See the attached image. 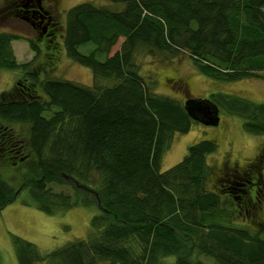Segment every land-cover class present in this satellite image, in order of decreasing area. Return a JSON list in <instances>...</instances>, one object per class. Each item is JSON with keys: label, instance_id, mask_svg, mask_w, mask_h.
<instances>
[{"label": "trees", "instance_id": "trees-1", "mask_svg": "<svg viewBox=\"0 0 264 264\" xmlns=\"http://www.w3.org/2000/svg\"><path fill=\"white\" fill-rule=\"evenodd\" d=\"M5 10L1 19L16 16ZM65 23L52 54L42 53L39 38L0 32V71L20 75L0 93V163L29 161L30 174L15 192L0 177V213L18 200L49 216L75 207L98 213L86 238L47 253L12 236L18 264H264L263 233L204 223L220 197L231 198L219 194L222 175L208 163L213 141L196 140L161 170L173 136L197 121L186 99L155 90L156 71L131 63L141 44L147 57L152 48L184 53L209 80L264 82V0H88ZM16 41L29 45L31 61L17 62ZM62 57L116 83L95 90L47 75ZM204 101L240 119L248 135L264 136L263 102L223 92Z\"/></svg>", "mask_w": 264, "mask_h": 264}, {"label": "rangeland", "instance_id": "rangeland-1", "mask_svg": "<svg viewBox=\"0 0 264 264\" xmlns=\"http://www.w3.org/2000/svg\"><path fill=\"white\" fill-rule=\"evenodd\" d=\"M84 2H88V0H58L54 17L59 23L57 29L60 32L58 34L57 30L55 37L50 38V41L37 39L36 32L31 29V26L18 17L0 19V32L5 30L33 41L41 40L39 43H41L42 53L52 54L53 48L57 47L55 43H62L61 36L66 35L69 31L65 23L67 11ZM4 5L5 0H0V11L5 8ZM45 41H48V46L44 45ZM119 43L114 50L118 49ZM13 49L17 62L20 64L29 62L33 58L29 45L24 41L14 42ZM59 49L64 50L61 45ZM151 52V57L143 55V53L148 54V50L145 45L140 44L131 63H134L144 73L156 71L159 74L158 76L154 75L156 79L155 90L161 95L173 96L184 102L188 97L204 100L209 98L211 93L223 92L235 94L249 101L264 103V82L262 81H241L233 84L216 82L199 75L182 52L177 50L164 51L158 48H152ZM62 54L64 55V51ZM38 59L41 60L42 58L39 57ZM57 63L59 64L54 70L47 71V75L78 82L95 90H102L108 86H114L116 83L114 79H107L71 64L64 57ZM18 75V72L0 71V93L10 91L13 86L12 80ZM179 87L181 88L180 91L177 90ZM219 119V124L216 127H207L198 122H193L189 133L174 135L163 158L161 170L165 171L181 161L187 152V148L201 138L213 141L217 146L215 154L208 159V163L218 176L222 175L219 178L221 182L216 185L219 190H221L224 181L229 178L225 174L228 169L241 170L258 159L251 167L257 166L260 156H264V136L253 137L248 135L243 130L240 119L228 117L223 113L219 114ZM169 157L174 159L167 161ZM28 166L29 161L7 167H3L0 163V177L14 192L19 191L21 185L30 178ZM259 166H261V172L264 174V160ZM230 175L238 176L234 173H230ZM229 183L233 185L232 181ZM60 189L61 187H53L56 192ZM219 194L227 195L228 193L223 191ZM234 202L232 198L220 197V207L212 212L213 216H206L204 223L243 230L253 231L255 229L257 232L263 233L261 238L264 239V196L254 214H257L256 218H253L254 215H252L254 211L252 216L243 210L239 212L237 204ZM97 213L95 206L89 209L75 207L65 213L49 216L21 204L18 200L4 208L0 213V264H18L12 236L20 237L36 245L40 251L47 253L69 241L86 238L90 232L91 219Z\"/></svg>", "mask_w": 264, "mask_h": 264}, {"label": "flooded vegetation", "instance_id": "flooded-vegetation-1", "mask_svg": "<svg viewBox=\"0 0 264 264\" xmlns=\"http://www.w3.org/2000/svg\"><path fill=\"white\" fill-rule=\"evenodd\" d=\"M49 3H53L56 9L57 0H14L9 3L8 7H5V11H7L6 14L25 16L23 20L31 26L32 30L35 29L37 38L50 40V38L55 37L58 23L54 17L55 10L51 11ZM230 173H234L239 177L230 175ZM225 174L229 178L221 185V190L226 191L227 196H230L236 202L239 212L243 210L246 214L251 215L254 211L252 214L254 215L264 196V174L258 166L246 167L237 171L228 169ZM230 181L234 186L229 183ZM256 216L257 214L253 218H256Z\"/></svg>", "mask_w": 264, "mask_h": 264}, {"label": "water", "instance_id": "water-1", "mask_svg": "<svg viewBox=\"0 0 264 264\" xmlns=\"http://www.w3.org/2000/svg\"><path fill=\"white\" fill-rule=\"evenodd\" d=\"M184 109L190 119L204 126L216 127L219 124L218 110L207 101L188 97L184 103Z\"/></svg>", "mask_w": 264, "mask_h": 264}, {"label": "bare ground", "instance_id": "bare-ground-1", "mask_svg": "<svg viewBox=\"0 0 264 264\" xmlns=\"http://www.w3.org/2000/svg\"><path fill=\"white\" fill-rule=\"evenodd\" d=\"M218 114H219V113H218ZM173 159H174L173 157H171V158L169 157V159H168L167 161H169V160H173Z\"/></svg>", "mask_w": 264, "mask_h": 264}, {"label": "clouds", "instance_id": "clouds-1", "mask_svg": "<svg viewBox=\"0 0 264 264\" xmlns=\"http://www.w3.org/2000/svg\"><path fill=\"white\" fill-rule=\"evenodd\" d=\"M219 116V115H218ZM220 120V119H219Z\"/></svg>", "mask_w": 264, "mask_h": 264}]
</instances>
